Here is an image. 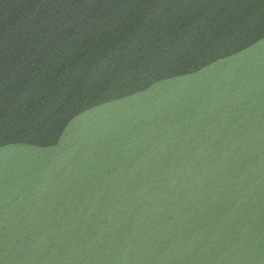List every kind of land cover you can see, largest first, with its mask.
Returning a JSON list of instances; mask_svg holds the SVG:
<instances>
[{"label": "water", "instance_id": "obj_1", "mask_svg": "<svg viewBox=\"0 0 264 264\" xmlns=\"http://www.w3.org/2000/svg\"><path fill=\"white\" fill-rule=\"evenodd\" d=\"M0 264H264V0H0Z\"/></svg>", "mask_w": 264, "mask_h": 264}]
</instances>
